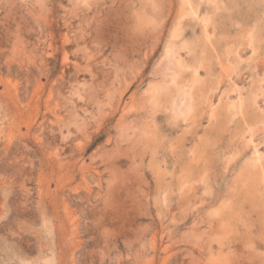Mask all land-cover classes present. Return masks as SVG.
Instances as JSON below:
<instances>
[{
  "label": "rangeland",
  "instance_id": "374dc122",
  "mask_svg": "<svg viewBox=\"0 0 264 264\" xmlns=\"http://www.w3.org/2000/svg\"><path fill=\"white\" fill-rule=\"evenodd\" d=\"M0 264H264V0H0Z\"/></svg>",
  "mask_w": 264,
  "mask_h": 264
}]
</instances>
